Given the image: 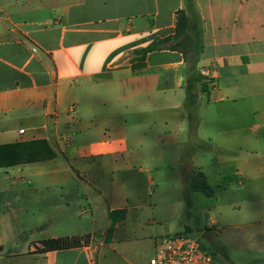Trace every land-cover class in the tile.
Wrapping results in <instances>:
<instances>
[{
  "label": "crops",
  "instance_id": "obj_1",
  "mask_svg": "<svg viewBox=\"0 0 264 264\" xmlns=\"http://www.w3.org/2000/svg\"><path fill=\"white\" fill-rule=\"evenodd\" d=\"M196 5L209 94L198 85L191 134L183 55L130 64L175 34L184 0H0V146L46 141L55 154L0 168V264H149L171 234L157 211L176 207L213 264H264V0ZM199 173L211 197L191 191ZM143 177L163 200L143 194ZM171 181L184 183L183 202ZM8 231L37 247L7 252ZM66 237L82 246L42 244Z\"/></svg>",
  "mask_w": 264,
  "mask_h": 264
},
{
  "label": "trees",
  "instance_id": "obj_2",
  "mask_svg": "<svg viewBox=\"0 0 264 264\" xmlns=\"http://www.w3.org/2000/svg\"><path fill=\"white\" fill-rule=\"evenodd\" d=\"M185 8L177 12L175 34L166 38H156L146 48L134 51L130 64L134 72L141 71L147 65L150 53L168 49L183 55L188 66L186 82V111L188 114L190 132L197 127L198 94L196 88L201 84V91L209 94L208 79L203 76L199 63L204 53L203 21L198 11L196 0H184ZM200 148H212L210 144L198 141ZM44 152V153H43ZM55 154L46 141L32 144H15L0 146V168L11 167L23 163L53 158ZM191 191L199 192L208 197L214 194V189L208 185L205 176L199 173L191 183ZM113 216V215H112ZM42 244L49 250H66L81 247L80 238H57L43 241Z\"/></svg>",
  "mask_w": 264,
  "mask_h": 264
},
{
  "label": "rangeland",
  "instance_id": "obj_3",
  "mask_svg": "<svg viewBox=\"0 0 264 264\" xmlns=\"http://www.w3.org/2000/svg\"><path fill=\"white\" fill-rule=\"evenodd\" d=\"M198 88H196L197 92ZM194 130H192L191 134H193ZM211 146V145H210ZM212 147V146H211ZM205 150H207L208 152H213V148H206ZM189 159V158H188ZM190 161V160H188ZM144 178V177H143ZM184 183H178L176 181H171L170 184H168V194H170V196L173 198L174 202H183V200L180 198V194L182 193L183 195V186ZM141 186L143 189V194L147 195L149 198H151L153 200V203H157L161 200L164 199L165 196L164 195V187L163 186H158L157 185H151L148 183V178H144L141 181ZM150 191H154L155 195H151L149 196L148 194L150 193ZM199 197L201 198H205L203 195H199ZM186 202L188 201L187 199L185 200ZM190 203L193 202L194 204L198 205V200L194 199V198H190ZM159 209V207H158ZM186 210L187 208H180V207H176V210H173L172 213H164L161 209H159L158 212V216L157 219L160 221V225L163 226L162 228L165 227H169L171 229V234L174 233H179L184 231V224L185 222L188 221L187 219V215H186ZM199 215V217L201 218L200 214L197 213ZM192 235H194L195 237H199L200 239L202 238V235L200 232H189ZM23 235H20V237L16 236V233H11L10 231L6 232L5 234V238H6V251L7 252H22V251H27L29 249H34L37 246V243L35 241V239L32 240H26L27 237L25 236L26 234L24 233V231L22 232ZM165 234H163L162 236H164ZM215 237V236H214ZM203 243L207 244L206 246L208 247V249H210L212 251V247L210 246L209 243L206 242V240L204 238H202Z\"/></svg>",
  "mask_w": 264,
  "mask_h": 264
},
{
  "label": "built area",
  "instance_id": "obj_4",
  "mask_svg": "<svg viewBox=\"0 0 264 264\" xmlns=\"http://www.w3.org/2000/svg\"><path fill=\"white\" fill-rule=\"evenodd\" d=\"M33 53L37 49H32ZM25 130H20L24 134ZM156 252L149 264H213L214 254L203 243L187 231L165 234L156 238Z\"/></svg>",
  "mask_w": 264,
  "mask_h": 264
}]
</instances>
